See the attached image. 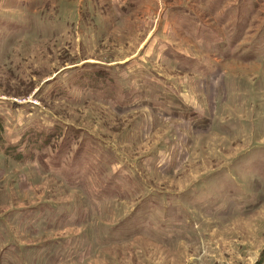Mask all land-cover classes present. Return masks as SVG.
<instances>
[{
	"label": "rangeland",
	"instance_id": "rangeland-1",
	"mask_svg": "<svg viewBox=\"0 0 264 264\" xmlns=\"http://www.w3.org/2000/svg\"><path fill=\"white\" fill-rule=\"evenodd\" d=\"M0 264H264V0H0Z\"/></svg>",
	"mask_w": 264,
	"mask_h": 264
}]
</instances>
